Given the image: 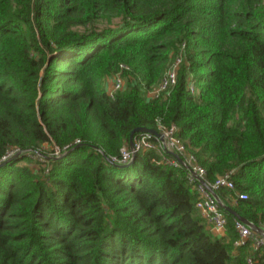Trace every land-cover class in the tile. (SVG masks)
Segmentation results:
<instances>
[{
    "label": "trees",
    "instance_id": "obj_1",
    "mask_svg": "<svg viewBox=\"0 0 264 264\" xmlns=\"http://www.w3.org/2000/svg\"><path fill=\"white\" fill-rule=\"evenodd\" d=\"M159 125L208 182L231 172L217 196L264 224V0H0V264L264 263L230 213L207 228L185 167L154 149L118 161Z\"/></svg>",
    "mask_w": 264,
    "mask_h": 264
},
{
    "label": "built area",
    "instance_id": "obj_2",
    "mask_svg": "<svg viewBox=\"0 0 264 264\" xmlns=\"http://www.w3.org/2000/svg\"><path fill=\"white\" fill-rule=\"evenodd\" d=\"M181 61V57L178 56L173 63L166 69L159 82L152 85L146 90V96L149 98L158 97L163 95L169 87L176 83L177 68ZM127 69L126 66L120 65V70L113 75L109 76L106 80V90L109 96H113L114 93L120 91L124 87V78L122 76V70ZM193 90V85H190ZM175 127L159 125V131L161 138L151 136L148 133H139L138 136L133 138V148L129 145L121 148V158L119 162L125 163L131 161L133 154L140 150L154 149L159 152L161 159L159 162H164L172 166H182L180 161L173 155L167 153V151L174 152L177 156L184 160L187 165V176L190 182L197 183L198 199L196 207L200 211L201 215L206 221V226L209 230L215 234H222L226 227V217L218 201L210 194V192L201 184L197 177L205 181L212 189L216 190L220 187H226L233 189L234 184L230 179L231 172H227L221 176H218L215 181L208 182L205 179V170L203 167L195 163V158L192 154H188L185 145L180 138L175 136ZM151 138H154V140ZM184 167V166H183ZM237 196L241 199H245L247 196L245 193L239 192ZM235 227L238 232V238L235 240L234 245H242L252 238L254 240V248L263 246L264 248V224H261L259 228L261 232H255L249 226L242 221L235 218ZM248 264H264L259 259L253 256L247 257Z\"/></svg>",
    "mask_w": 264,
    "mask_h": 264
},
{
    "label": "water",
    "instance_id": "obj_3",
    "mask_svg": "<svg viewBox=\"0 0 264 264\" xmlns=\"http://www.w3.org/2000/svg\"><path fill=\"white\" fill-rule=\"evenodd\" d=\"M135 133H148L151 136L154 137H159L161 138V133L153 128H148V127H144V126H139L134 128L129 135V141H128V145L130 146V148H133V138H134V134ZM167 153L175 156L180 163L182 164V166L187 167V165L185 164L184 160L181 159L179 156H177L174 152L172 151H167ZM135 153L133 154V157L131 159V161H129L126 165L132 163L133 159H134ZM8 160V159H7ZM6 162V160H3V162H0V166L2 164H4ZM108 162L110 163H114L111 159H108ZM198 181L203 184V186L210 192V194L218 201L219 205L221 206V208L223 210H225L226 212L230 213L232 216H234L236 219L242 221L244 224H246L247 226H249L252 230H254L255 232H261V229L259 227L254 226L253 223H251L250 221H248L247 219H245L244 217L240 216L233 208H231L229 205H225L222 203V201L220 200V198L217 196L216 192L214 189H212L205 181H203L201 178H199L198 176H196Z\"/></svg>",
    "mask_w": 264,
    "mask_h": 264
},
{
    "label": "rangeland",
    "instance_id": "obj_4",
    "mask_svg": "<svg viewBox=\"0 0 264 264\" xmlns=\"http://www.w3.org/2000/svg\"><path fill=\"white\" fill-rule=\"evenodd\" d=\"M45 146H47V148H49V145H46V144H45ZM47 148H46V150H47Z\"/></svg>",
    "mask_w": 264,
    "mask_h": 264
},
{
    "label": "crops",
    "instance_id": "obj_5",
    "mask_svg": "<svg viewBox=\"0 0 264 264\" xmlns=\"http://www.w3.org/2000/svg\"><path fill=\"white\" fill-rule=\"evenodd\" d=\"M221 235V234H220Z\"/></svg>",
    "mask_w": 264,
    "mask_h": 264
}]
</instances>
